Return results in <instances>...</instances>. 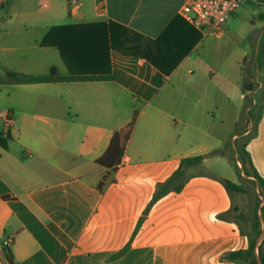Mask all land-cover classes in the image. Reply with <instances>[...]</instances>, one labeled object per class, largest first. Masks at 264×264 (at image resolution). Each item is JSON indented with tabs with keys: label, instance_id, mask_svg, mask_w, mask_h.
<instances>
[{
	"label": "crops",
	"instance_id": "1",
	"mask_svg": "<svg viewBox=\"0 0 264 264\" xmlns=\"http://www.w3.org/2000/svg\"><path fill=\"white\" fill-rule=\"evenodd\" d=\"M72 1L10 0L0 9V65L6 70L0 81V264H10L7 252L12 264H243L226 256L246 250L248 234L218 217L233 204L218 179L232 178L187 189L206 177L191 176L180 192L149 207L157 186L182 159L206 155L200 164L216 157L224 166L226 142L241 137L227 132L238 124L229 94L201 91L198 85L214 81L205 79L197 51L205 38L224 37L227 23L219 37L204 36L181 13L190 0ZM262 4L243 0L241 6L263 35L264 12L256 9ZM239 8L228 18L238 16ZM99 21L150 40L168 30V38L180 43L176 53H188L167 76L146 60L115 50L109 74H70L57 48L41 45L52 27ZM208 74L216 75L212 68ZM157 93L163 97L155 103ZM177 93L175 101L185 106L178 114L180 128L172 130L176 120L169 104ZM134 113L119 166L110 171L97 165ZM250 143L245 151L264 179ZM172 196L184 199L181 211L177 215L168 207L162 214L175 213L170 222L185 220L177 235L155 223L158 206ZM8 238L11 244L2 246Z\"/></svg>",
	"mask_w": 264,
	"mask_h": 264
},
{
	"label": "rangeland",
	"instance_id": "2",
	"mask_svg": "<svg viewBox=\"0 0 264 264\" xmlns=\"http://www.w3.org/2000/svg\"><path fill=\"white\" fill-rule=\"evenodd\" d=\"M42 4L43 3L39 6H42ZM239 9L238 16L227 18V24H225L229 30L225 36L218 40L214 38H205L202 48L197 51V55L199 54L200 58L203 59L204 68L207 72L205 79H208L209 76V78L214 81L213 83H207L202 79L198 83L199 88L202 87L201 91L215 88L217 89L215 92H226L229 94L230 99L238 108V124L234 129H228L227 132H230V134L234 133L241 137L237 140L228 139L225 147L222 149V152L227 155L226 165L223 166L221 162H216L214 160L216 157H210L209 162L205 164H198L186 168L184 184L189 181V177L202 174L206 176H204L205 179L203 181L198 180L197 182H192L187 189L194 188L201 183H208L207 181H211L213 178L217 177H229L232 178L236 184L241 185L244 192L231 193L233 204L229 211L221 214V218L233 220L241 232L248 234L257 241L263 229L262 224L264 225L262 213L264 198L261 196V193H264V188L258 187L257 181L252 176L251 167L248 165L247 159L243 156L241 150L245 149V145L252 141L248 151L261 169H264V34H261L259 22L255 24L250 23V10L246 12V5L244 7L241 6ZM256 9L260 12H264V4L256 5ZM41 14L44 15L45 13L43 12ZM57 22L58 21L51 23V25H55ZM29 26H32V23H29ZM194 57L195 54L192 56V61H195ZM209 68H212L216 75L210 76L208 74ZM0 71V81L2 82L6 70L0 68ZM224 77H227L229 81L223 80ZM246 83H251L254 90L249 93L246 92L245 99L243 100L240 99V95ZM162 97V94L157 93L154 99L155 103L159 102ZM178 97V93L172 94L171 99L173 101L169 104L172 112H174L173 114L176 120L175 125L177 126L172 124V130L180 128L181 119L178 114L182 113L183 107L185 106V104L180 102V99L175 101V98ZM253 100L256 101V104H253ZM219 132L221 134V131ZM172 138H175L174 131ZM252 165L255 168L253 163ZM218 181L223 185L222 179H218ZM183 203V198L172 196L162 203V205L158 206L159 208H157L156 213L160 216L155 220L158 230L163 232L174 230L177 235L185 229V220L179 221L178 219L176 221L175 218L174 221L170 222L171 218H168L175 213L178 215L179 211H181V207H183L179 205H183ZM168 207H172L176 212H172L173 214L170 212L162 214L166 208L169 209ZM172 218L174 219V217ZM167 220L169 222H166ZM150 225L153 224L149 223L148 226ZM252 225H255L256 231L252 230ZM263 239L264 232L262 240ZM260 244L256 246L257 250L255 249V251H257L259 263H261L259 256ZM260 249L264 252V245H262ZM243 264L248 263L245 261Z\"/></svg>",
	"mask_w": 264,
	"mask_h": 264
},
{
	"label": "trees",
	"instance_id": "3",
	"mask_svg": "<svg viewBox=\"0 0 264 264\" xmlns=\"http://www.w3.org/2000/svg\"><path fill=\"white\" fill-rule=\"evenodd\" d=\"M9 1L0 0V9L8 4ZM167 31L162 33L157 39L150 40L113 21L70 24L52 27L42 40L41 45L57 48L59 56L70 74H109L111 71L110 52L115 50L146 60L167 76L171 74L179 61L188 53L187 50L176 53L180 43L168 38ZM174 55L175 58H173ZM253 90L252 84L246 83L242 88V94ZM135 120L136 113L133 114L132 119L124 128L114 133L107 150L96 161L97 165L110 171L115 170L119 166ZM0 145H3L1 135ZM241 153L247 159V163L251 167L252 176L257 181L258 187L264 188V179L260 177L253 167L249 154L245 149H242ZM205 158H207L206 155H197L182 159L173 174L164 183L157 186L149 207L171 191L180 192L184 186L186 168L200 164ZM103 184L104 179L98 185L99 190L102 189ZM222 184L229 194L244 192L243 187L234 182L223 180ZM261 196L264 198V193H261ZM262 213L264 217V204ZM218 217L221 218V215ZM252 230L256 231L255 225H252ZM247 236V249L231 252L226 256L227 259L245 260L248 264L255 259L256 241L249 235ZM262 245H264V239L259 246L260 261L261 264H264V252L260 249ZM6 258L12 264V259L8 252L6 253Z\"/></svg>",
	"mask_w": 264,
	"mask_h": 264
},
{
	"label": "built area",
	"instance_id": "4",
	"mask_svg": "<svg viewBox=\"0 0 264 264\" xmlns=\"http://www.w3.org/2000/svg\"><path fill=\"white\" fill-rule=\"evenodd\" d=\"M76 3L75 0L72 1ZM243 3V0H190L181 11L184 18L204 36L219 37L223 33L227 18ZM11 239L2 241L9 246Z\"/></svg>",
	"mask_w": 264,
	"mask_h": 264
},
{
	"label": "water",
	"instance_id": "5",
	"mask_svg": "<svg viewBox=\"0 0 264 264\" xmlns=\"http://www.w3.org/2000/svg\"><path fill=\"white\" fill-rule=\"evenodd\" d=\"M262 226H263V229H262V232L260 233V235H259V237H258V239L256 241V246L260 244V242H261V240L263 238L264 225L262 224ZM255 249H256V247H255ZM254 254L256 255L255 260L250 261L249 264H257V263H259L258 262V258H257V251L254 250ZM259 264H261V263H259Z\"/></svg>",
	"mask_w": 264,
	"mask_h": 264
}]
</instances>
